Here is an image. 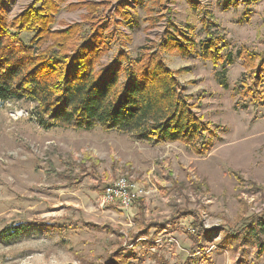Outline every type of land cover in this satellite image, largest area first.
Instances as JSON below:
<instances>
[{"label": "rangeland", "instance_id": "obj_1", "mask_svg": "<svg viewBox=\"0 0 264 264\" xmlns=\"http://www.w3.org/2000/svg\"><path fill=\"white\" fill-rule=\"evenodd\" d=\"M32 1L9 0L6 21ZM86 1H106L105 14L116 5L131 14L103 66L120 46L132 58L146 54L167 20L182 31L191 26L197 44L186 57L159 52L180 71L214 146L200 157L181 143L148 146L99 128L45 131L33 104L0 105V264H110L115 253L131 264H264L253 236L239 247L232 239L264 218V106L234 107V86L248 71L242 51L264 60V0H70L59 4L53 30L79 22L85 11L67 5ZM205 13L225 39L218 66L199 56ZM121 178L149 192L128 206L101 207L103 189ZM194 224L206 236L189 234Z\"/></svg>", "mask_w": 264, "mask_h": 264}, {"label": "trees", "instance_id": "obj_2", "mask_svg": "<svg viewBox=\"0 0 264 264\" xmlns=\"http://www.w3.org/2000/svg\"><path fill=\"white\" fill-rule=\"evenodd\" d=\"M69 1L33 0L8 23L4 8L7 0H0V105L9 101L33 104L34 120L45 131L99 128L126 135L139 144L181 143L197 156L207 154L214 146L211 136L215 133L198 116L199 105L194 98L185 94L178 79L180 71L171 70L159 52L186 57L197 44L191 26L182 31L167 20V28L157 43L143 46L146 54L132 58L120 46L103 66L101 60L111 44H120L123 33L119 26L128 25L131 14L124 5H116L112 14H105L106 1L69 3L70 10L83 9L85 13L79 22L53 30L59 4ZM212 17L205 13L203 18L204 39L199 44V56L218 66L223 61L225 39ZM22 34H32L29 42L20 38ZM242 52L248 71L234 86L239 95L234 107L264 106V60L255 52ZM28 226L10 228L4 237L18 236ZM193 226L189 234L196 231L206 236L199 225ZM248 234L264 252V218L244 226L232 237L237 247ZM110 264L131 262L124 253H115Z\"/></svg>", "mask_w": 264, "mask_h": 264}, {"label": "built area", "instance_id": "obj_3", "mask_svg": "<svg viewBox=\"0 0 264 264\" xmlns=\"http://www.w3.org/2000/svg\"><path fill=\"white\" fill-rule=\"evenodd\" d=\"M148 192L149 191H146L143 187L121 178L115 182H112L103 189L102 197L100 199V206L103 207L115 202H119L125 206H128L134 202L135 198L144 196Z\"/></svg>", "mask_w": 264, "mask_h": 264}]
</instances>
